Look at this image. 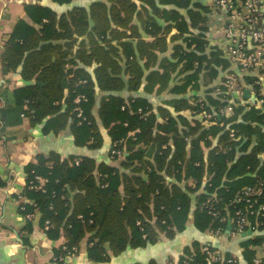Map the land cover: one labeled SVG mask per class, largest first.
Wrapping results in <instances>:
<instances>
[{
  "label": "trees",
  "instance_id": "trees-1",
  "mask_svg": "<svg viewBox=\"0 0 264 264\" xmlns=\"http://www.w3.org/2000/svg\"><path fill=\"white\" fill-rule=\"evenodd\" d=\"M210 4H24L26 20L6 36L0 64L25 85L11 91L0 123L10 128L26 118L42 135L68 131L77 148L106 149L101 161L50 151L24 166L19 213L38 215L45 237L60 242L57 263L82 244L90 262L105 263L174 239L190 219L198 233L230 240L240 212L248 223L237 234V253L192 240L175 264H264V96L252 85L255 73L231 64L224 44L211 42ZM230 75L238 88L249 84L251 102L240 104L244 93L228 91ZM247 188L258 192L250 203L239 200ZM23 230L31 232V221Z\"/></svg>",
  "mask_w": 264,
  "mask_h": 264
},
{
  "label": "crops",
  "instance_id": "crops-1",
  "mask_svg": "<svg viewBox=\"0 0 264 264\" xmlns=\"http://www.w3.org/2000/svg\"><path fill=\"white\" fill-rule=\"evenodd\" d=\"M36 1L0 0V58L3 54L6 36L12 31L18 20H26L24 4ZM211 16L213 18L209 31L211 42H217L222 46L224 43L222 28L226 24L227 18L223 12L216 11L214 8ZM202 83L207 84L208 80L203 79ZM23 85L25 82L18 74H4L0 64V108L10 100L11 91ZM238 89H241L242 92L237 93L236 89L232 93L235 96L244 93L245 102L240 101V104L252 101L253 98L248 90L249 84H241V88ZM105 140V146H107L108 139ZM104 150V154H98V152L90 153L84 148L75 147L68 131L57 135H42L41 127L39 125L31 126L26 118H22L18 126L10 128H3L0 123V179L4 182V185L0 187V264H146L150 259H154L158 264H175L182 247L192 240H199L202 243L209 242L219 250L237 253L239 240L237 235L230 236V240H222L220 237L207 233H198L193 228L190 219L185 231L174 239L161 238L155 245L142 249H126L119 256L105 263L90 262L86 258L83 244L78 254L68 256L62 262L57 263L53 256V249L60 242H52L45 237L39 228L38 215H33L29 220L32 223L31 232L23 230L25 222L28 221L19 213L21 205L26 202L22 195L26 179L24 166L34 162L37 155H46L50 151L58 153L61 157L89 154L97 161H101L106 159V149L104 148ZM40 184L43 185V182L41 181ZM151 248L157 249V256L145 252ZM171 256L172 259H170Z\"/></svg>",
  "mask_w": 264,
  "mask_h": 264
},
{
  "label": "built area",
  "instance_id": "built-area-1",
  "mask_svg": "<svg viewBox=\"0 0 264 264\" xmlns=\"http://www.w3.org/2000/svg\"><path fill=\"white\" fill-rule=\"evenodd\" d=\"M210 2L214 9L223 12L227 18L222 28L226 58L241 71L254 72L252 85H256L264 96V0H210ZM224 84L228 91L232 92L237 89V93L242 92L238 89V79L234 75L228 76ZM82 99V96H78L75 103H79ZM262 102L263 99L258 100L257 106ZM75 111L80 117L81 111L78 108ZM204 117L210 118L208 115ZM35 180L36 185L33 187L38 189L42 186L40 184L42 180L38 178ZM257 193L252 188L244 189L239 195V200L250 203L249 197ZM32 217L33 215L29 214L26 219L31 220ZM236 217L232 226V236L244 233L248 223L240 212L236 213ZM204 250L207 251L205 248ZM262 252L264 253V245ZM207 253L214 260L218 259L213 253L208 251ZM255 263L258 261L255 260Z\"/></svg>",
  "mask_w": 264,
  "mask_h": 264
},
{
  "label": "rangeland",
  "instance_id": "rangeland-1",
  "mask_svg": "<svg viewBox=\"0 0 264 264\" xmlns=\"http://www.w3.org/2000/svg\"><path fill=\"white\" fill-rule=\"evenodd\" d=\"M222 240H225V237H220ZM145 252L147 253V254H152V255H154V256H157V249L156 248H151V249H147V250H145ZM171 254H173V253H171ZM170 259H172V256L170 257Z\"/></svg>",
  "mask_w": 264,
  "mask_h": 264
},
{
  "label": "water",
  "instance_id": "water-1",
  "mask_svg": "<svg viewBox=\"0 0 264 264\" xmlns=\"http://www.w3.org/2000/svg\"><path fill=\"white\" fill-rule=\"evenodd\" d=\"M228 229H229V226H228ZM248 233V232H247Z\"/></svg>",
  "mask_w": 264,
  "mask_h": 264
}]
</instances>
